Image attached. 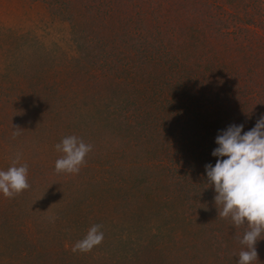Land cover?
Returning <instances> with one entry per match:
<instances>
[{
	"label": "rangeland",
	"instance_id": "rangeland-1",
	"mask_svg": "<svg viewBox=\"0 0 264 264\" xmlns=\"http://www.w3.org/2000/svg\"><path fill=\"white\" fill-rule=\"evenodd\" d=\"M107 1L0 0V170L19 155L30 184L13 198L0 193V264H237L245 226L219 215L205 171L218 158L210 152L200 167L179 164L181 143L198 124L191 109L213 85L198 74L189 84L188 68L176 81L148 74L143 64L163 54H146L141 64L133 41L113 48L109 24H89L121 4ZM217 2L215 26L220 15L252 5L255 37L264 42V0ZM184 85L190 89L178 96L161 94ZM72 135L92 150L78 174L58 173L63 153L55 145ZM164 135L178 143L162 148ZM94 224L103 242L73 252Z\"/></svg>",
	"mask_w": 264,
	"mask_h": 264
},
{
	"label": "trees",
	"instance_id": "trees-1",
	"mask_svg": "<svg viewBox=\"0 0 264 264\" xmlns=\"http://www.w3.org/2000/svg\"><path fill=\"white\" fill-rule=\"evenodd\" d=\"M217 1L119 0L121 3L119 6L111 7L109 13H106L105 9L102 10L101 18L97 16L91 18L89 22L100 25L104 19L109 24L111 29L109 35L112 39H117L113 48L119 45L127 46L130 41L135 42L131 45L137 47L143 54V58L141 55L139 57L141 64L146 60L144 55L162 52L163 59L159 56L160 59L155 57L154 61L143 64L146 71H149L148 74L152 75V72L159 70L170 81H176L181 74L185 78L187 74L185 69L188 68V73L193 75V80L189 84L197 80L198 74V77L207 79L213 85L204 87L206 98L200 101H195L192 93L185 94L187 100L196 102L190 115L196 114L194 121L198 124L191 127V131L187 132V137L181 143L182 159L179 164L184 167H200L203 163H200V158L218 147L215 138L229 125L243 124V131H248L255 126L260 116L264 115V42L260 43L255 37L256 31L250 18L251 14H255L251 13L250 8L252 10L254 8L248 3L246 7L249 5V9L243 10L240 16L227 12L224 18L222 14L220 18L218 17L219 25L215 26ZM105 3L101 6L106 7ZM133 9L141 14L135 21L130 17L131 14H136L132 12ZM224 19L227 21L222 25ZM205 24L210 26L207 27ZM242 24L244 26H241ZM159 46L162 48L161 51L158 49ZM207 54L210 55L209 58L206 57ZM193 67L196 69L190 70ZM189 87L184 85L174 92L170 89L169 93L167 89H163L161 94L172 98L178 96V93L183 94L185 90L190 89ZM223 89H228L229 92H222ZM139 90L143 92L144 89ZM147 90L149 93L153 92V89ZM30 93L33 95L31 90ZM39 95H43L41 89L34 93L37 98ZM160 111L158 106L154 110L158 115ZM185 113L187 114L186 109ZM190 115L187 114V117ZM161 138L166 140V143L160 141V146L164 149L169 148L168 145L172 146L174 142L178 143L166 135ZM212 143H215L214 149ZM179 172L184 173L182 169H177V173ZM151 210L149 208L148 212ZM162 214L165 218L170 216L166 214V210ZM256 248H264V233L257 241ZM257 253L258 260H254V264L264 260V252L260 253L257 250Z\"/></svg>",
	"mask_w": 264,
	"mask_h": 264
},
{
	"label": "clouds",
	"instance_id": "clouds-1",
	"mask_svg": "<svg viewBox=\"0 0 264 264\" xmlns=\"http://www.w3.org/2000/svg\"><path fill=\"white\" fill-rule=\"evenodd\" d=\"M243 127V124H232L218 133L215 138L218 147L211 153L218 159L214 166L205 165V171L216 193L215 205L221 206L219 215L230 218L237 228L245 226L240 243L246 246V250L240 251L237 264H252L258 260L256 243L264 233V115L250 130L243 131ZM13 135H19V132L14 131ZM55 149L63 153L55 161V170L78 174L92 145L72 135L63 138ZM18 161L19 155L7 170H0V193L5 198H13L30 188L28 165L16 166ZM101 227L92 225L74 244L72 251L89 252L101 244L104 239Z\"/></svg>",
	"mask_w": 264,
	"mask_h": 264
}]
</instances>
